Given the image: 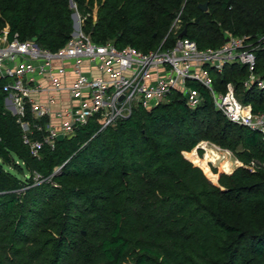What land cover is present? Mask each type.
Masks as SVG:
<instances>
[{
	"label": "trees",
	"instance_id": "16d2710c",
	"mask_svg": "<svg viewBox=\"0 0 264 264\" xmlns=\"http://www.w3.org/2000/svg\"><path fill=\"white\" fill-rule=\"evenodd\" d=\"M73 1L82 15L96 8L97 21L91 15L84 25L92 40L120 49L172 47L180 12L200 49L246 36L264 79V0ZM73 13L70 0H0V32L8 26L10 38L56 51L71 38ZM209 70L217 90L232 82L264 113V89L246 86V65ZM188 84L203 96L195 108L174 90L115 125L93 116L39 155L0 89V264H264V134L229 120L199 82ZM204 140L255 169L238 166L213 183L191 152Z\"/></svg>",
	"mask_w": 264,
	"mask_h": 264
},
{
	"label": "built area",
	"instance_id": "2783aa9c",
	"mask_svg": "<svg viewBox=\"0 0 264 264\" xmlns=\"http://www.w3.org/2000/svg\"><path fill=\"white\" fill-rule=\"evenodd\" d=\"M71 8L77 14V27L56 51L30 39L23 40L18 33L10 38L8 26L0 32V89L5 93L4 104L17 117L24 142L34 155H39L45 145L54 148L59 134L72 135L78 125L86 124L93 116H99L103 127L115 125L134 107L152 108L174 90L195 108L203 96L189 81L207 88L216 108L229 120L264 134V113L256 114L251 104L242 102L232 82L227 83L225 91L217 90L209 70L222 71L228 63H241L250 71L246 86L257 82L264 89V79L254 72L256 53L246 46V36H231L216 49H200L195 40L180 37V12L170 29L179 33L172 47L148 52L130 46L120 49L111 41L96 43L85 32L86 19L92 15L96 20V8L86 15L79 12L75 2ZM260 41L264 46V35ZM35 130L40 138L32 137ZM203 144L222 150L205 140L197 147L205 148ZM235 159V169L256 167L254 162L243 164Z\"/></svg>",
	"mask_w": 264,
	"mask_h": 264
},
{
	"label": "rangeland",
	"instance_id": "374dc122",
	"mask_svg": "<svg viewBox=\"0 0 264 264\" xmlns=\"http://www.w3.org/2000/svg\"><path fill=\"white\" fill-rule=\"evenodd\" d=\"M204 146H205V144H203ZM207 147H212V148H214V149H216V150H218L217 148H215L212 144H208L207 145ZM220 147V146H219ZM222 148V147H221ZM198 149H202L203 150V152H202V154H200L199 153V151H198ZM194 148L191 152H192V155H193V157H196L195 158V160H198L199 159V162H201L202 164H205L206 165V168H207V170H208V172H209V177H210V179H212L213 181H214V179H213V175L214 174H219V173H223V172H225V173H230V172H233L234 170H235V167L237 166L236 165V162H235V156H234V154L232 153L231 155L229 154V159H230V161H231V165L230 166H227V167H223V168H227V169H222L221 168V166H220V164H219V160H216V161H211L210 159H208V160H210V161H208L207 159H206V153L208 152L207 151V149L206 148H204V147H200V148ZM222 150H226V149H224V148H222ZM227 150H229V149H227ZM226 150V151H227ZM224 151H220L219 150V152H224ZM228 152V151H227ZM229 153V152H228ZM187 156H189V158H190V155L188 154ZM214 168H216V170H217V173H215L214 171H213V169ZM208 177V178H209Z\"/></svg>",
	"mask_w": 264,
	"mask_h": 264
},
{
	"label": "bare ground",
	"instance_id": "6f19581e",
	"mask_svg": "<svg viewBox=\"0 0 264 264\" xmlns=\"http://www.w3.org/2000/svg\"><path fill=\"white\" fill-rule=\"evenodd\" d=\"M205 148L208 151L206 153V158L210 159L211 161L219 160V164L220 166H222V168L231 165V161L229 159V153L226 150L225 151L221 150L224 152H219V150H216L212 147H207V145H205Z\"/></svg>",
	"mask_w": 264,
	"mask_h": 264
},
{
	"label": "water",
	"instance_id": "95a60500",
	"mask_svg": "<svg viewBox=\"0 0 264 264\" xmlns=\"http://www.w3.org/2000/svg\"><path fill=\"white\" fill-rule=\"evenodd\" d=\"M74 6V1L73 0H70V7H73ZM200 8L202 9V10H207V8H208V5H207V3H204V4H201L200 5ZM72 18H73V21H74V24H73V26H74V28H76L77 27V14L74 12L73 14H72ZM97 21V19L95 20V22ZM186 32H187V27H185L184 29H183V31L180 33V37H183V36H185L186 35ZM231 38V35H229V34H227L226 35V39H225V41H228L229 39ZM30 40H32V41H34V42H36V39L35 38H31ZM64 139V134H59L58 135V137H57V140H59V141H61V140H63ZM197 149H198V147H196ZM198 166V165H197ZM222 173V172H221ZM221 173H219L218 174V177H217V181L216 182H214L212 179H210L213 183H215V184H219V177H220V174Z\"/></svg>",
	"mask_w": 264,
	"mask_h": 264
}]
</instances>
